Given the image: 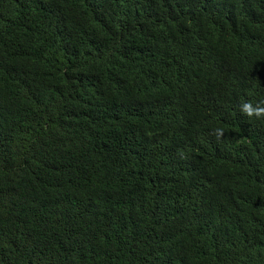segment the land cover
I'll use <instances>...</instances> for the list:
<instances>
[{
  "label": "trees",
  "instance_id": "16d2710c",
  "mask_svg": "<svg viewBox=\"0 0 264 264\" xmlns=\"http://www.w3.org/2000/svg\"><path fill=\"white\" fill-rule=\"evenodd\" d=\"M260 100L264 0H0V264H264Z\"/></svg>",
  "mask_w": 264,
  "mask_h": 264
},
{
  "label": "clouds",
  "instance_id": "9594fccd",
  "mask_svg": "<svg viewBox=\"0 0 264 264\" xmlns=\"http://www.w3.org/2000/svg\"><path fill=\"white\" fill-rule=\"evenodd\" d=\"M240 111L243 115L257 119L264 118V100H260L255 105L251 101L242 102L240 105ZM224 134L223 129L217 128L214 130V135L217 139H220Z\"/></svg>",
  "mask_w": 264,
  "mask_h": 264
}]
</instances>
